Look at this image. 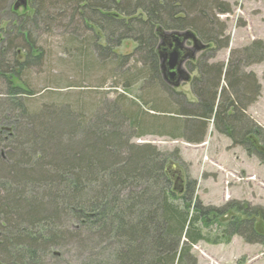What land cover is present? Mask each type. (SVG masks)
<instances>
[{
	"label": "trees",
	"instance_id": "obj_1",
	"mask_svg": "<svg viewBox=\"0 0 264 264\" xmlns=\"http://www.w3.org/2000/svg\"><path fill=\"white\" fill-rule=\"evenodd\" d=\"M10 1L0 0V264H46L69 240L82 246L84 264H196L191 250L208 240L204 227L229 208L202 205L193 179L176 195L172 180L183 182L184 169L178 175L171 154L132 139L148 132L199 144L213 123L264 163V131L246 113L260 85L244 69L264 59V41L209 63V52L229 45L218 17L231 12L225 0H27L33 13L21 15ZM158 28L191 30L210 45L186 63L198 71L187 82L194 100L163 78ZM55 29L78 40L66 54L83 75L118 64L121 79L129 58L117 59L115 47L134 40L138 58L120 85L141 82L140 96L36 107L29 76L49 62L43 36ZM237 211L248 217L232 216L221 234L264 243L253 214Z\"/></svg>",
	"mask_w": 264,
	"mask_h": 264
},
{
	"label": "rangeland",
	"instance_id": "obj_2",
	"mask_svg": "<svg viewBox=\"0 0 264 264\" xmlns=\"http://www.w3.org/2000/svg\"><path fill=\"white\" fill-rule=\"evenodd\" d=\"M225 1L230 4L231 12L219 14L218 17L227 26L226 35L229 37V45L215 52H209L208 56H212L209 63H226L232 56L240 57L241 53L237 52L243 51L254 40L264 41V0ZM10 2L14 5L17 0ZM25 12L33 13L31 9L25 11L24 7H20L16 13L21 15ZM76 34L79 37L86 35L80 31H76ZM99 35H103L102 32H99ZM72 36L73 33H65L61 29L49 31L43 36V45L50 53L49 62L44 64L40 72L37 68H33L29 76L30 84L36 92L33 98L36 107L55 103L90 107L112 101L120 94L130 99H135L136 95L140 96L141 82L135 81L127 90L120 85V82L131 74L128 66L134 65L138 58L135 53L137 43L134 40H124L120 46L115 47L117 59L123 56L129 58V63L122 69L124 76L120 79L115 75L117 73L114 74L112 71L118 64L95 66L89 75L88 73L81 74L79 68L75 69L74 63L66 54L69 50L78 48L76 43L78 40L71 41ZM189 41L186 45L191 47L192 42ZM101 43L102 45L107 44L104 37ZM201 52L196 57H199ZM21 57H23L22 54ZM186 63L184 64L185 69L192 76L197 75L198 71ZM244 69L247 74H254L260 85V94L247 107L246 113L252 122L254 121L264 131V59L250 63ZM191 86V83L185 82L179 87L171 85L175 92L186 94L188 99L194 100L195 96ZM143 107L144 109L150 108L149 105ZM150 115L154 114L150 113ZM132 141L136 144H152L162 152L171 154L168 162L184 169L183 182L172 180L173 191L176 195H181L180 190L186 184L187 179H193L196 180V195L202 205L224 207L226 210L229 208L223 216L219 217L218 222H212L204 227L208 240L198 242L191 250L197 259L196 264H264V243H250L237 234L225 237L221 234L223 229L221 224L226 223L232 216L239 219L248 217L237 211L239 208L252 213L250 217L255 228L264 233V163L259 157L249 154L239 145H234L227 135L215 130L213 123L208 126L205 141L199 144L188 143L182 138L173 139L169 136L148 132L134 137ZM256 211L261 215H256ZM54 250L60 251L61 254L57 256L55 255L57 253L54 255L51 253L46 259V264L85 263L82 246L78 247L74 241L69 240L63 249Z\"/></svg>",
	"mask_w": 264,
	"mask_h": 264
},
{
	"label": "water",
	"instance_id": "obj_3",
	"mask_svg": "<svg viewBox=\"0 0 264 264\" xmlns=\"http://www.w3.org/2000/svg\"><path fill=\"white\" fill-rule=\"evenodd\" d=\"M27 7V0H17L13 8ZM160 42L157 53L160 58V67L163 78L173 85L179 87L183 82L191 80V74L185 69L184 64L188 60H195L200 51L207 49L210 45L202 42L191 30L187 31H164L158 28ZM192 42V46H187V41ZM178 175H183L180 167L174 163L170 166Z\"/></svg>",
	"mask_w": 264,
	"mask_h": 264
},
{
	"label": "bare ground",
	"instance_id": "obj_4",
	"mask_svg": "<svg viewBox=\"0 0 264 264\" xmlns=\"http://www.w3.org/2000/svg\"><path fill=\"white\" fill-rule=\"evenodd\" d=\"M167 82V81H166ZM170 84V83H169Z\"/></svg>",
	"mask_w": 264,
	"mask_h": 264
},
{
	"label": "flooded vegetation",
	"instance_id": "obj_5",
	"mask_svg": "<svg viewBox=\"0 0 264 264\" xmlns=\"http://www.w3.org/2000/svg\"><path fill=\"white\" fill-rule=\"evenodd\" d=\"M182 176V175H181ZM181 178V177H180Z\"/></svg>",
	"mask_w": 264,
	"mask_h": 264
}]
</instances>
